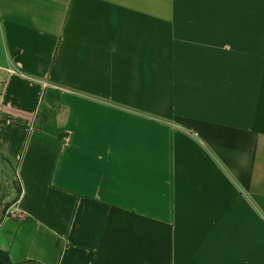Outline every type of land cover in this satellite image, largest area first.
<instances>
[{"label": "crops", "instance_id": "1", "mask_svg": "<svg viewBox=\"0 0 264 264\" xmlns=\"http://www.w3.org/2000/svg\"><path fill=\"white\" fill-rule=\"evenodd\" d=\"M2 161L14 264H264V0H0Z\"/></svg>", "mask_w": 264, "mask_h": 264}, {"label": "rangeland", "instance_id": "2", "mask_svg": "<svg viewBox=\"0 0 264 264\" xmlns=\"http://www.w3.org/2000/svg\"><path fill=\"white\" fill-rule=\"evenodd\" d=\"M0 169V219L8 205L14 204L17 197L16 168L2 161Z\"/></svg>", "mask_w": 264, "mask_h": 264}, {"label": "trees", "instance_id": "3", "mask_svg": "<svg viewBox=\"0 0 264 264\" xmlns=\"http://www.w3.org/2000/svg\"><path fill=\"white\" fill-rule=\"evenodd\" d=\"M50 121V115L48 112L46 111H41L38 115V124L40 127H43L44 125H47ZM18 186L16 188V192H17V197L16 199L14 200V203H16L21 195V186H20V183L18 182L17 183ZM13 204H10L7 206V208L5 209L1 219H0V223L2 221V219L5 217L7 211L10 209V207L12 206ZM0 264H14L12 263V261L10 260L9 258V255L8 253H5V252H2L0 251ZM19 264H36L34 262H24V263H19Z\"/></svg>", "mask_w": 264, "mask_h": 264}, {"label": "built area", "instance_id": "4", "mask_svg": "<svg viewBox=\"0 0 264 264\" xmlns=\"http://www.w3.org/2000/svg\"><path fill=\"white\" fill-rule=\"evenodd\" d=\"M18 212H16L15 210L9 209L5 215L6 216H17Z\"/></svg>", "mask_w": 264, "mask_h": 264}]
</instances>
